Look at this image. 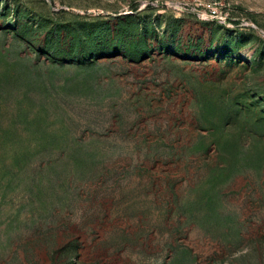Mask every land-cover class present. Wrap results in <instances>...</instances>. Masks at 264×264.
Instances as JSON below:
<instances>
[{
  "label": "rangeland",
  "instance_id": "1",
  "mask_svg": "<svg viewBox=\"0 0 264 264\" xmlns=\"http://www.w3.org/2000/svg\"><path fill=\"white\" fill-rule=\"evenodd\" d=\"M0 264H264V0H0Z\"/></svg>",
  "mask_w": 264,
  "mask_h": 264
}]
</instances>
